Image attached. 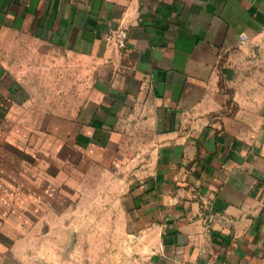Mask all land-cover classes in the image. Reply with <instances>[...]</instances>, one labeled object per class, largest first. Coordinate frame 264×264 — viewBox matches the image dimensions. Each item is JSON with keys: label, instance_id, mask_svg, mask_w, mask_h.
Masks as SVG:
<instances>
[{"label": "crops", "instance_id": "0c3cea01", "mask_svg": "<svg viewBox=\"0 0 264 264\" xmlns=\"http://www.w3.org/2000/svg\"><path fill=\"white\" fill-rule=\"evenodd\" d=\"M21 131L113 197L123 264H264V0H0V141Z\"/></svg>", "mask_w": 264, "mask_h": 264}, {"label": "rangeland", "instance_id": "374dc122", "mask_svg": "<svg viewBox=\"0 0 264 264\" xmlns=\"http://www.w3.org/2000/svg\"><path fill=\"white\" fill-rule=\"evenodd\" d=\"M18 135L0 141V246L16 255L1 264H123L113 258L110 223L120 219L113 197L92 195L93 181H84L87 193L76 196L82 181L55 179L59 166L28 148L37 137Z\"/></svg>", "mask_w": 264, "mask_h": 264}, {"label": "built area", "instance_id": "2783aa9c", "mask_svg": "<svg viewBox=\"0 0 264 264\" xmlns=\"http://www.w3.org/2000/svg\"><path fill=\"white\" fill-rule=\"evenodd\" d=\"M128 33L125 27H118L116 29H112L110 33L106 35V40L112 42V44L116 47H124L126 45ZM247 40V36L245 34L240 35L241 43H244Z\"/></svg>", "mask_w": 264, "mask_h": 264}]
</instances>
